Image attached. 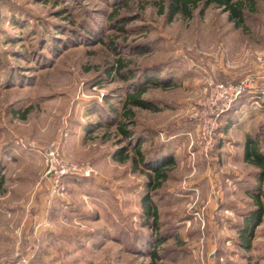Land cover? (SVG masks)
<instances>
[{
	"label": "rangeland",
	"instance_id": "obj_1",
	"mask_svg": "<svg viewBox=\"0 0 264 264\" xmlns=\"http://www.w3.org/2000/svg\"><path fill=\"white\" fill-rule=\"evenodd\" d=\"M161 1L0 0L1 264H264V219L250 251L237 231L253 207L246 135L264 148V0H247L243 26L217 5L168 21ZM119 56L125 69L172 81L142 94L160 111L132 106L147 155L176 154L152 190L157 227L141 219L147 174L114 158L128 140L110 123L134 91L106 72ZM246 77L205 156L194 112L212 85ZM53 142L96 173L68 175L66 190L53 193Z\"/></svg>",
	"mask_w": 264,
	"mask_h": 264
},
{
	"label": "trees",
	"instance_id": "obj_2",
	"mask_svg": "<svg viewBox=\"0 0 264 264\" xmlns=\"http://www.w3.org/2000/svg\"><path fill=\"white\" fill-rule=\"evenodd\" d=\"M247 2V0H162L160 4L162 12H164L168 21H172L178 15L192 18L195 10H199L201 14H204L210 6L217 5L223 7L228 12L229 20L234 21L238 26H243L246 20ZM58 41L64 43L61 39ZM113 48L115 50L119 49L117 44H114ZM137 48L139 53L150 51V47L148 46ZM125 67V60L119 56L116 64H112L106 68V72L109 75H113L115 72L122 80L130 82V88L134 90L129 91L126 95L121 113V117L123 116L122 120L110 123L111 125H116L117 130L123 135V138L128 140V145L114 152V158L120 162H130L134 172L140 171L147 174V189L142 196L141 219L144 226L157 227L160 221V211L152 190H158L166 182L169 169L176 164V154L169 149L165 152H158L159 149H157V151L154 150V154L150 153L147 155L146 150L143 148L144 137L133 128L136 121L132 106L160 111L161 107L158 102L153 99L144 98L142 94L149 86L169 87L172 85V81L167 80L163 76H156L160 71L152 76H149L148 72L147 74L139 75L133 69H125ZM112 110L115 113L118 111L116 108ZM230 124L228 123L225 130L231 126ZM130 144L131 147H128ZM243 151L244 161L255 167V183L247 190L253 200V207L243 215V221L238 226L237 231L239 236L238 243L246 251H250L256 236V230L263 223L264 219V148L261 146L260 138L251 133L247 134ZM69 179L66 178L65 180L64 178L65 182H69ZM169 238V236L161 237L160 242H165Z\"/></svg>",
	"mask_w": 264,
	"mask_h": 264
},
{
	"label": "built area",
	"instance_id": "obj_3",
	"mask_svg": "<svg viewBox=\"0 0 264 264\" xmlns=\"http://www.w3.org/2000/svg\"><path fill=\"white\" fill-rule=\"evenodd\" d=\"M253 79L246 77L241 82H218L211 86L205 100L199 103L194 112L198 125V139L205 156L215 146L219 117L248 90ZM46 174L52 179L53 193L66 190L64 178L68 175L89 177L96 173L90 164H79L65 160L61 156L60 145L53 142L46 150Z\"/></svg>",
	"mask_w": 264,
	"mask_h": 264
},
{
	"label": "crops",
	"instance_id": "obj_4",
	"mask_svg": "<svg viewBox=\"0 0 264 264\" xmlns=\"http://www.w3.org/2000/svg\"><path fill=\"white\" fill-rule=\"evenodd\" d=\"M243 159H244V151H243ZM0 264H1V262H0Z\"/></svg>",
	"mask_w": 264,
	"mask_h": 264
}]
</instances>
